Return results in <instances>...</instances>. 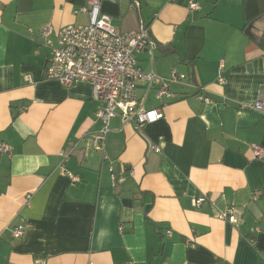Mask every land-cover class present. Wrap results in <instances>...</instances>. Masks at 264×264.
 <instances>
[{
    "label": "crops",
    "instance_id": "0c3cea01",
    "mask_svg": "<svg viewBox=\"0 0 264 264\" xmlns=\"http://www.w3.org/2000/svg\"><path fill=\"white\" fill-rule=\"evenodd\" d=\"M86 1L0 0V142L11 147L0 154V264H264V159L252 155L264 150V112L241 110L264 94V50L251 40L264 16L245 27L243 0H195L196 11L103 1L116 32L146 26L156 47L135 55L143 72L188 82L165 104L149 94L159 121L135 130L112 118L102 152L89 144L101 127L91 85L49 79L39 37L87 24L76 13ZM230 207L235 224L220 218Z\"/></svg>",
    "mask_w": 264,
    "mask_h": 264
},
{
    "label": "built area",
    "instance_id": "2783aa9c",
    "mask_svg": "<svg viewBox=\"0 0 264 264\" xmlns=\"http://www.w3.org/2000/svg\"><path fill=\"white\" fill-rule=\"evenodd\" d=\"M103 1L106 0H87L83 7L76 10V13L87 16V24L68 25L57 31L50 26H44L39 30L41 46L50 49L47 77L59 81L65 87L76 82H87L91 85L96 103L94 116L101 127L91 135L89 144L93 150L102 152L112 118L120 117L123 123H130L135 130H140L143 126L163 118L160 109L145 107L149 94L153 92L154 99L165 104L173 97L172 87L181 88L188 82L186 74L175 70H171L168 77H161L153 71L143 72L137 64L135 55L145 52L151 59L156 47L155 42L149 37L146 26L142 24L134 31L116 32L110 18L100 11V4ZM136 6L137 2H134L131 8ZM186 7L189 11L199 9L195 0H188ZM219 70L217 83L224 85L222 66ZM139 84L144 87V94L137 99L136 89ZM196 98L203 104L210 103L202 94V90L196 94ZM246 108L264 112V94L253 105L241 106V110ZM153 151L159 152V148L154 146ZM10 153V145L0 142V154L9 156ZM252 155L262 160L264 150L253 147ZM60 157L62 173L71 181H76L74 176L63 169L69 152H60ZM109 170L112 171L111 167ZM111 180L114 183L113 175ZM203 200L204 198L193 200L194 206L200 205ZM235 213L236 210L230 207L220 215V218L235 224L238 222ZM22 234V225L12 230L15 239L20 238Z\"/></svg>",
    "mask_w": 264,
    "mask_h": 264
},
{
    "label": "trees",
    "instance_id": "16d2710c",
    "mask_svg": "<svg viewBox=\"0 0 264 264\" xmlns=\"http://www.w3.org/2000/svg\"><path fill=\"white\" fill-rule=\"evenodd\" d=\"M264 16V0H243V18L245 27L260 17ZM251 40L260 48L264 50V31L260 36Z\"/></svg>",
    "mask_w": 264,
    "mask_h": 264
}]
</instances>
